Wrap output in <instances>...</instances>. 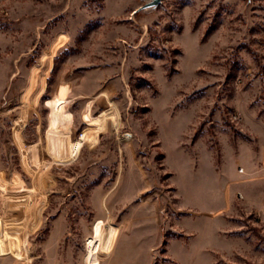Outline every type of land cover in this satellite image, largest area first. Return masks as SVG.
<instances>
[{
	"label": "rangeland",
	"instance_id": "rangeland-1",
	"mask_svg": "<svg viewBox=\"0 0 264 264\" xmlns=\"http://www.w3.org/2000/svg\"><path fill=\"white\" fill-rule=\"evenodd\" d=\"M0 0V264H264V0Z\"/></svg>",
	"mask_w": 264,
	"mask_h": 264
},
{
	"label": "water",
	"instance_id": "water-1",
	"mask_svg": "<svg viewBox=\"0 0 264 264\" xmlns=\"http://www.w3.org/2000/svg\"><path fill=\"white\" fill-rule=\"evenodd\" d=\"M161 0H148L145 4H143V7L148 6H155L160 3Z\"/></svg>",
	"mask_w": 264,
	"mask_h": 264
}]
</instances>
